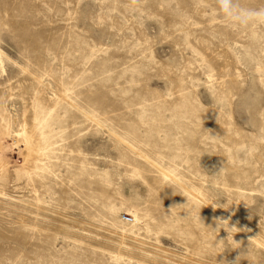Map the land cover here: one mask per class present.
<instances>
[{
	"label": "rangeland",
	"instance_id": "374dc122",
	"mask_svg": "<svg viewBox=\"0 0 264 264\" xmlns=\"http://www.w3.org/2000/svg\"><path fill=\"white\" fill-rule=\"evenodd\" d=\"M0 64V264H264V23L0 0Z\"/></svg>",
	"mask_w": 264,
	"mask_h": 264
},
{
	"label": "clouds",
	"instance_id": "9594fccd",
	"mask_svg": "<svg viewBox=\"0 0 264 264\" xmlns=\"http://www.w3.org/2000/svg\"><path fill=\"white\" fill-rule=\"evenodd\" d=\"M216 7L225 22L237 28L264 23V9L242 7L239 0H216Z\"/></svg>",
	"mask_w": 264,
	"mask_h": 264
},
{
	"label": "bare ground",
	"instance_id": "6f19581e",
	"mask_svg": "<svg viewBox=\"0 0 264 264\" xmlns=\"http://www.w3.org/2000/svg\"><path fill=\"white\" fill-rule=\"evenodd\" d=\"M1 63H2V62H1ZM0 65H1V64H0ZM23 135H24V134H22L21 136L23 137ZM18 136L21 137L20 134H18ZM25 139H26V138H25ZM26 140H27V139H26ZM29 141H30V140H27V141H26V145L28 146V147H26V148H27V151H28L29 153H33V152H35V151H34L35 149H34V147H33L32 145H31V147H30V145H29L30 142H29ZM32 147H33V148H32ZM29 153H28V154H29ZM29 155H30V154H29ZM31 155H32V154H31ZM33 155H34V154H33ZM30 157H31V156H29V158H30ZM31 158L33 159V156H32ZM29 160H30V159H29ZM32 161H34V160H32ZM37 167H38V166H37Z\"/></svg>",
	"mask_w": 264,
	"mask_h": 264
}]
</instances>
